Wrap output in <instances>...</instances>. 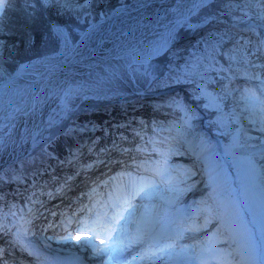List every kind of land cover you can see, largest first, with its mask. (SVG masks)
Segmentation results:
<instances>
[{"label":"rangeland","instance_id":"rangeland-1","mask_svg":"<svg viewBox=\"0 0 264 264\" xmlns=\"http://www.w3.org/2000/svg\"><path fill=\"white\" fill-rule=\"evenodd\" d=\"M134 0H43V3L46 4V6L54 11L55 13L61 14L65 11L70 12L71 14V19H73V22H71L70 27H71V32H72V37L73 35H80L83 33V29L85 25H92L93 21L97 17H102L104 11L110 13L114 9H116L119 6H124L128 5L129 3L133 2ZM245 3L241 1L240 4L243 5L241 9H249L250 7L255 8L257 14L260 16L259 20H264V0H245ZM31 4L35 6L34 1L31 0ZM239 4V0H215V2L211 3L209 6L205 7L202 12L196 16L194 19H197L200 16H203V18H207L209 15L219 12L217 20L215 22L217 23H226L227 20L229 19V15L232 14V11L235 9L236 6ZM235 5V6H234ZM10 10L8 11V14L5 16V14L1 17L0 19V79H6L7 78V73L15 65L17 66H22L24 64L36 62L39 60H43L48 58V56L51 54L50 52V45L47 44V40L51 38V35L48 32L45 33H36L37 31H32L31 35L36 36V41L33 44L31 41L28 40V36L30 34H26L27 30H25V25L21 24V22H14L12 26H10V14L15 15L16 12L22 11V9H18L16 7L17 4L16 2L11 4L9 6ZM242 11H237L236 13L233 14V18L235 20H243L247 18L246 14H243ZM1 15V14H0ZM247 15H251L250 13H247ZM262 16V17H261ZM248 19V18H247ZM62 23V22H61ZM206 23L203 22L202 24ZM216 23V26L218 27H213V29H216L215 32L219 35V40L226 39L227 41L233 37L237 32L236 30L228 29L225 32L226 26L224 25H219ZM197 26H201L193 23L191 20L187 21L186 24L181 26V30L176 33L174 36V43L173 46L171 47L170 52H166L163 54L160 58H157L155 60H152L150 62V67L148 65H143L140 67L141 69H146L147 68V76L149 77L148 83H155L157 78L159 76L167 75V74H176L178 76V79L176 80L179 82V80L184 83L182 85H177L182 86L184 93H188L186 91L187 86L189 85V75L186 76L187 72H190L191 75H198V76H204L205 74L203 73L200 75L197 70L193 71L196 66H202V62L207 63L209 61L211 64L212 63V55H208L205 52L206 46H203V44L200 41V35L194 39V41H183L184 35H187L186 33H189L190 31L195 32L197 31L196 29ZM65 27V26H64ZM68 28V27H67ZM192 28V29H191ZM32 29L33 26H32ZM69 30V29H68ZM67 30V34L61 36L68 42H71L70 34L68 33L69 31ZM66 33V32H65ZM227 33V36H225ZM56 34V35H55ZM53 37L55 38V41L53 42L52 52L57 50L58 48L64 50V43L62 44V38L59 37L60 33L59 31L55 33ZM225 34V35H224ZM242 35V33H240ZM42 37V39H41ZM157 35L155 33H152L148 35L146 38L142 39L140 44L136 46V49L134 50V53H140L144 52L150 45L153 40ZM185 38V37H184ZM182 39L181 42H179ZM73 40V38H72ZM186 40V39H184ZM27 41V43H25ZM246 41V40H245ZM116 41H110L108 45L114 44ZM178 43V44H177ZM60 44L62 46H60ZM231 46H227L226 52L228 53V56L231 57H236L237 51H243L244 48H247L250 53L253 52V47L247 45L244 41L238 40V41H233ZM62 47V48H61ZM210 49V48H209ZM211 52V49H210ZM209 53V52H208ZM212 54V53H211ZM248 59L251 61L252 58L251 56L248 57ZM205 60V61H204ZM168 61L171 62V64L176 67V70L172 69L167 73V71L164 69V63ZM258 62V61H257ZM257 62H252L254 64H257ZM194 65L193 67L191 65ZM247 64V63H246ZM248 65V64H247ZM199 66V68H200ZM249 66V65H248ZM248 66H244L242 68L244 69H249ZM217 68L220 72V74H224V76H227V71L223 66L220 64L218 66L215 65H209L207 68L208 74H211L212 70ZM8 70V71H7ZM249 72H251L249 70ZM190 75V79L192 80V76ZM252 76V75H251ZM188 77V78H187ZM172 82L174 80L170 79ZM171 83V82H170ZM179 84V83H178ZM197 84V83H196ZM197 85H200L198 83ZM206 87V86H205ZM201 90L198 92L199 89H197V98L203 99V105L201 108H199L200 112L203 113L201 116L202 118L206 119L204 116L205 114H210V110H221L224 108L225 101L228 98V102L230 103V106H232L233 113L235 114L234 117L238 121V125L240 127L237 128V130L232 134L229 132V127L232 128L231 125V118H225L223 116H214L211 117V121H215L219 128L213 130L214 133L217 135L223 136L226 140L227 143L226 145L231 146L233 144H238L245 146V148H252L256 147L257 140L255 137L257 136H264V124L261 123L262 118H264V113L261 112V105L256 102V101H248L244 99L245 92H242L241 88L236 86L235 84L231 83L230 81L228 82L226 86V92L229 94L227 97H221V93H217L216 91H213L208 88L204 87H199ZM225 89V88H224ZM245 89H248V87H245ZM178 90V89H176ZM175 90V91H176ZM175 91L173 93H175ZM238 93H241L240 96H237ZM45 94V89L40 88V89H34L31 91V93L24 98V104L23 106L16 107L15 109H12L11 111L8 112V114L5 116V127L2 131V134L0 136V198L3 197L4 200H6V203H2L1 206L5 208L9 214H13V212L16 211H24L25 210V203L27 202L23 200L21 197L20 193L23 192L25 194V197L28 195L30 191H27V181L25 180V173H28L32 169H39L36 171V173H43L48 167H50L51 163L55 164L57 163L56 160H53L54 153L49 154V161L48 160H43L39 162V159L41 158H47L48 150L46 149V146H48L49 151L52 149L50 148L53 144L51 141L54 140L53 135L55 133H58L59 130H61L64 125H68L71 122H74L76 124L74 125H80L83 127V125H89L92 124L91 126L98 125L99 122L96 121L93 116L96 113L95 111H86V113H83V110L85 106H90L87 101L83 103L82 106L78 109H74L71 107V105L68 104V106L64 107L65 102L60 101L55 105L53 110L50 113V116L48 117L46 123L44 126L40 129L34 130L35 122L37 121L36 118V111L34 109L33 103L35 104L36 101H41V99L44 97ZM66 96V95H65ZM92 96H87V98H91ZM196 98V99H197ZM30 99V100H29ZM67 99V96L65 100ZM27 100V101H26ZM29 100V101H28ZM68 102V101H67ZM197 103V102H196ZM180 107L182 106V103H179ZM198 105H191L190 107L192 108H197ZM185 108V107H183ZM221 108V109H220ZM106 112V110H104ZM182 111V110H181ZM183 114H186L184 116V121L188 125H191V120H192V115L189 109H184L182 111ZM258 115V119H256V116ZM102 115H100L98 118H100V121L102 120ZM226 116V115H224ZM153 121L157 122L159 120L157 117H152L151 118ZM209 119V120H210ZM162 121V120H161ZM69 123V124H68ZM205 124H208V122H204ZM211 123V122H210ZM71 125L67 131L75 130L76 126ZM225 125V126H224ZM210 126V125H209ZM174 129L175 127L178 128L177 126L173 125ZM234 128V127H233ZM260 129V130H257ZM68 131V132H69ZM182 130L179 128L178 131L173 130V137H174V145L182 150V155H185V153L190 150L191 153L194 150H198L197 148V143L192 140V136L185 137L183 133L181 132ZM182 133V134H181ZM230 134L228 139L226 138V135ZM61 136V135H60ZM241 137L240 139H237ZM59 137V136H58ZM98 137L94 136L93 138L89 139L87 142V150L93 147V143L95 142V138ZM204 137V138H203ZM209 137L202 136L200 137L201 139L203 138L204 140L199 142L198 145L201 146L202 149H205L204 146L206 143H208L207 140H209ZM247 137H251L252 139H247ZM51 139V140H50ZM48 140V141H47ZM240 140L241 142H239ZM210 141V140H209ZM217 144L223 145L221 140H215ZM177 143V144H175ZM215 144V143H214ZM213 143L205 150V153L201 158L207 162L205 166L201 165L203 169H215L219 167L220 170H224L227 167H230L227 163L219 160L220 156H218V149L219 147L215 146ZM42 146L45 147V151H42ZM193 146L195 148H193ZM252 146V147H250ZM86 150V151H87ZM38 156V153L41 152ZM75 152H78L75 150ZM198 152V151H197ZM231 153V167L229 169V177L228 180L225 181L223 184L222 188H218L215 192L210 193V195H202L203 199H207L206 202H203L200 204V207L205 210L200 213L201 215V220L203 222V219H206L204 223H200L199 227V232L198 234H201L202 232H209L211 237H215L217 234L213 231H211V227L209 225L210 222L215 224L217 222L215 216H213L211 213L208 211L212 212V206L208 204L211 197L217 198L219 201H214L215 202V208L217 211L222 212L221 207L224 208V205L218 203V202H224L225 204L231 203L232 205H236V207H239L240 205V198L241 196L244 197L245 201L248 199L247 205L249 206V213H242L238 211L237 208V215H234V221L237 222L239 225H248L253 228L252 231L259 233L260 232V227L264 230V222L261 220V216L259 213L251 206L250 200L254 197L247 198L249 194H251L252 187L246 184V181L242 178L240 180L242 181V184L239 180L240 175L244 172L245 170L248 171V163L251 160H256L259 161L262 165H264V151H259L254 154H242L236 150H230ZM38 156V160L35 161L32 159L33 157ZM189 157H192L189 155ZM47 162V163H44ZM195 163H189L186 165V170L182 171V178L178 176L177 183L168 186L170 189L167 191L169 195H172V199H169L168 197L158 196L156 198V195L153 194L151 199H147L148 201L152 202V206H155L156 204L159 205L160 207L165 206L164 203H175L177 201H180V197L183 195L181 192H179V189L183 192L184 190L187 189L189 190L188 193H195L198 191V183L200 180H197V184H195V178L199 179V174L201 173L200 171L194 169L195 167L192 165ZM198 167H200L199 163H196ZM236 164L237 168L234 166ZM52 167V166H51ZM26 168V169H25ZM27 170V171H26ZM41 170V171H40ZM190 170V171H189ZM37 174V175H38ZM35 175V172H34ZM249 175V173H245V176ZM18 180H21L20 182L17 183V187L19 189L18 195L17 191H13L11 188V183L15 181V178ZM251 177V176H250ZM256 179V177H253ZM30 179H33V177H30ZM258 183L264 187V178H258ZM204 183V181H202ZM14 183V182H13ZM27 183V184H26ZM200 185H205L204 184ZM178 186V188L174 187ZM240 186V187H237ZM2 188V189H1ZM241 188V189H240ZM8 192L10 195V198L8 197ZM187 193V194H188ZM186 194V195H187ZM6 196V197H5ZM154 197V199H153ZM246 197V198H245ZM7 198V199H6ZM8 199L10 202H7ZM257 199V198H255ZM146 200V201H147ZM214 200V199H212ZM258 200V199H257ZM10 203V204H9ZM239 203V204H238ZM12 205V206H11ZM216 212V211H214ZM212 212V213H214ZM220 216V215H218ZM221 225H219L220 227ZM224 227L226 225L223 224ZM224 227L220 228L219 235L224 232ZM249 229V228H248ZM250 230V229H249ZM251 232V230H250ZM200 241L197 242L195 241V244H204L206 242H210V239H205L204 236H199ZM228 242V241H227ZM255 242H258V240H255ZM209 244V243H208ZM244 244V243H243ZM241 245V248L243 246ZM208 247V246H207ZM236 246H234V249ZM236 256L237 260L239 257L236 255V251L234 253Z\"/></svg>","mask_w":264,"mask_h":264},{"label":"bare ground","instance_id":"bare-ground-1","mask_svg":"<svg viewBox=\"0 0 264 264\" xmlns=\"http://www.w3.org/2000/svg\"><path fill=\"white\" fill-rule=\"evenodd\" d=\"M210 1L205 0L204 4L194 7L193 0H134L128 5L117 7L110 13L104 11L103 16L95 18L92 25L82 33L76 43L65 40L64 50L58 49L51 52L46 59L22 66L15 65L10 71L7 70V78L0 79V136L5 127V116L12 109L20 105L23 106L24 98L34 89H45V94L41 101L33 103L37 113L34 130L44 126L51 111L60 101L65 102L64 107L68 106L66 103H69L71 107H77L87 96L136 97L140 90L146 87L149 80L146 71L144 69L140 70L143 65L139 62V59L144 55L145 51L134 53L136 46L148 35L152 33L157 35L151 45L156 44L159 47V52L144 64L148 65L156 57H159L162 52L170 48L178 29ZM58 31L65 36L64 29H58ZM113 40L116 42L108 45ZM240 85L242 83H236V86ZM244 86H247V84L245 83ZM240 94L238 93L237 96H240ZM65 95L67 96L66 100ZM146 107V116L159 113L149 103H146ZM140 110L141 108L137 112L129 113L128 116L137 115ZM142 118L144 117L139 115L138 120H132V118L129 120V126H120L118 128L119 135L115 132L107 134L102 132V142L97 144L95 150L86 151L87 147L84 143L86 133L79 130H74L64 137L61 136L55 144L53 143V146L58 148L55 149L58 156L57 163L53 164L51 168L40 176L38 180L40 184L38 183V187L34 186L36 191L33 194L34 196L30 197L31 203L32 198L36 199L34 200V206L30 208L33 211L32 214L40 215L43 221L42 225H47L48 221L57 225L65 220L61 219L63 217L59 215L63 211L60 213L56 212L54 217L53 213H55L57 208H63L65 213L72 218L75 210L80 208L81 200L79 197L82 199L85 196L88 184L102 176L106 166L110 167L114 163L125 162L131 157V154L125 155L123 152L130 147H135L138 141H142L141 135L145 122ZM146 118L147 120L151 119L150 117ZM258 118L257 115L256 119ZM240 138L238 136L237 139ZM238 141L241 142L240 140ZM77 145L85 149L81 151L82 154L80 152L76 154L73 151V148L75 149ZM227 149V151L233 149L242 154H254L264 151V146H258L257 142L256 147L252 148L233 144ZM68 152H70L69 159L64 160L63 156L68 154ZM176 152L173 153L175 154ZM135 156L138 157L139 154H135ZM244 174L243 172L242 175ZM182 175V172L178 171L169 183L161 180L163 181L162 186H157L154 192L156 198L164 195V197L172 199L173 196L169 195L167 191L178 180V176ZM244 178L246 181H252L248 175H245ZM201 179H203V175H201ZM154 182L156 185L161 183L160 181ZM165 184H167V187H165ZM252 184L256 185L254 182ZM174 187L178 188V186ZM184 191L179 189V192L183 194L180 197V201L187 196L204 200L202 194L191 195L188 193L189 190L185 189ZM95 194L96 192H92L93 196L91 199L99 197ZM208 204L212 206V212L216 211L213 200L210 199ZM152 205V202L145 200L139 211L157 215L165 213L164 206ZM42 210L45 211L43 212ZM130 218L137 222L139 215L134 214ZM132 225L131 222L130 227ZM209 225L213 232H220L221 226L219 227V223L213 224L210 222ZM8 227V224H0V229L2 230L8 229ZM14 230L12 229L13 237L16 234ZM244 230L249 232L247 227ZM128 232L130 233V236L128 235L130 238L136 233L131 228L128 229ZM198 232L195 233L201 237L205 235V239L213 240L212 242L219 243L220 248H224L220 244L226 240V238L220 237L224 235L220 234L218 236L220 238H213L209 236V232H202L201 234H198ZM29 234L39 238L49 246L53 247L55 245L57 247L54 241L52 243L50 239H46L43 236L40 229L34 232L30 230ZM251 236L255 237V234L253 233ZM260 241L262 242V236ZM205 244L197 246V249L206 246ZM9 246H11L9 243L0 244L2 249ZM66 246V251H69V249H74L70 252L75 250L85 251L84 248L77 247L76 239L70 240V242L66 243ZM10 253L16 254L17 252L13 251ZM49 253L52 254V252ZM222 257L223 255L219 250V252L212 253L205 259L208 264H217V260Z\"/></svg>","mask_w":264,"mask_h":264},{"label":"snow or ice","instance_id":"snow-or-ice-1","mask_svg":"<svg viewBox=\"0 0 264 264\" xmlns=\"http://www.w3.org/2000/svg\"><path fill=\"white\" fill-rule=\"evenodd\" d=\"M10 0H0V14L5 10V5L8 4ZM205 0H193V6L199 7L204 4ZM37 17L31 16V22L35 23ZM212 21L209 20L208 23ZM42 39V37H41ZM28 40L33 44L36 41L35 35L28 36ZM27 43V41H25ZM159 52V47L153 44L149 49L145 50L144 55L139 59V62L144 65L150 58H153ZM258 53H264V41H261L257 46ZM251 55L247 48L243 51H237L236 63L245 64L247 63L253 69H264V64H254L248 57ZM150 67V64L148 65ZM147 73V68L145 69ZM252 80H260V75L254 72L251 77ZM264 92L260 96L256 94L253 89H245L244 99L248 101H256L261 105V112L264 113ZM261 123L264 124V118H262ZM260 130V129H257ZM247 139H252L247 137ZM255 139L258 142V146H264V136H257ZM139 151V149H138ZM137 167H142V165H137ZM148 171V169H145ZM248 173L251 177L264 178V165L259 161L251 160L248 163ZM128 176V182L125 183L123 177ZM155 176H163V171L154 170ZM112 181H118L113 183L112 191L107 194V200L103 202L104 210L102 212H96L90 221H81V226L75 229V232H87L90 235L76 236V244L79 248H84L90 250L93 258H100L101 264H106L104 257L107 254L108 260H112L117 252H123L125 250V245L121 244L119 247H114L112 241L114 237L122 231L124 222H127L129 217L134 214L139 215V220L135 223L136 233L129 241V245L136 244L142 249L139 257H133V262L139 261L141 264H168L169 261L181 262V264H208V261L203 258V256H196L195 252H190L187 246L178 245V239H183V233H195L200 229L195 225L182 226L179 229V233L176 237H162L161 240L156 241V243H147V240L156 231V226L159 224L158 218L154 214H148L146 211H139L142 207L141 205L135 203L137 200H147L151 199L157 185L154 181L149 180L147 177L138 176L136 179L132 178V173H122L120 177H113ZM105 184H108L106 181ZM95 191V190H93ZM251 206L259 213L262 222H264V194L257 200L252 198L250 200ZM235 207L231 203L224 207L223 220L226 225L224 232L221 233L226 237L225 242L231 241L229 248L231 249L233 245L236 246L234 249L236 255L239 257L238 260L233 257V251H226L225 256L217 260V264H264V243L255 242L254 237L244 232L238 233L234 221ZM30 223V222H29ZM2 231V229H0ZM28 235V230L23 231L18 230L15 234L16 243H21L25 237ZM105 236L107 238L108 244L105 247H97L95 241L99 236ZM243 235L244 244L241 245L237 241V236ZM73 238L71 234L62 237V243L70 242ZM48 239H51L49 237ZM103 243V241H101ZM179 248V250H177ZM203 251V250H202ZM3 255V250L0 249V257ZM0 264H5V262L0 259ZM132 264V262H130Z\"/></svg>","mask_w":264,"mask_h":264},{"label":"trees","instance_id":"trees-1","mask_svg":"<svg viewBox=\"0 0 264 264\" xmlns=\"http://www.w3.org/2000/svg\"><path fill=\"white\" fill-rule=\"evenodd\" d=\"M17 4L18 9H22V11L20 12H16L15 15L10 14V26H12L14 24V22H21V24L25 25V30H27V32H25L26 34H32V31H37L36 33H45L48 32L51 35V38L49 40H47V44L50 45V52H52V46H53V42L55 41V38L53 37V35L55 34L54 30L52 29V27L50 26V24L48 23V18L51 19H55L58 23L66 25L68 27V29L71 32V27H70V23L73 22V19H71V14L68 11H65L61 14L55 13L54 11L50 10L48 8V15H46L43 10L38 6V5H32L31 4V0H12V2L10 3L13 4L15 3ZM10 8V7H9ZM7 9V13H5V16L8 14V11L11 9ZM31 16H36V22L32 23L31 22ZM62 22V23H61ZM32 26L34 29H32ZM88 25H85L84 28H86ZM214 30H212V26L206 27L204 29V31L202 33H200L201 37H200V41H210L211 39H214ZM56 35V34H55ZM72 35V32H71ZM79 35H73V39L76 40L78 38ZM185 36V35H184ZM170 52V51H168ZM160 58V57H159ZM192 67L194 66L193 64L191 65ZM200 66V65H199ZM196 66L195 68L198 69H194L193 71L197 70L198 73L200 75L203 74V72H206V70L204 68H202L200 66ZM164 69L167 71V73L169 71H171L172 69L176 70V67L174 66V64L172 65L171 62L166 61L164 63ZM205 74V73H204ZM189 75V85L187 86L188 91L190 92L191 96L196 97L197 96V89H198V83L202 84V83H206L208 86H213L216 87L218 85V83L216 81H212L211 78H209V76H198L196 74L191 75L190 72L186 73V76ZM190 75L192 76V80L190 79ZM188 78V77H187ZM174 80L173 82L170 80ZM178 79V76L176 74H167V75H163V76H159L157 78V80L155 81V83H158L159 86H165V85H170V84H184L182 83L180 80L179 82H177L176 80ZM171 82V83H170ZM212 82V83H211ZM197 83V84H196ZM180 96L183 97V94H181ZM87 103H89V101H87Z\"/></svg>","mask_w":264,"mask_h":264}]
</instances>
